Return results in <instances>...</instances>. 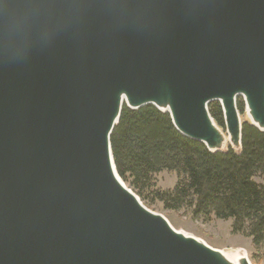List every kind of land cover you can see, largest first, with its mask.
I'll list each match as a JSON object with an SVG mask.
<instances>
[{
    "label": "water",
    "instance_id": "1",
    "mask_svg": "<svg viewBox=\"0 0 264 264\" xmlns=\"http://www.w3.org/2000/svg\"><path fill=\"white\" fill-rule=\"evenodd\" d=\"M238 99L264 133V0H0V264H251L145 207L110 141L151 106L239 155Z\"/></svg>",
    "mask_w": 264,
    "mask_h": 264
},
{
    "label": "trees",
    "instance_id": "2",
    "mask_svg": "<svg viewBox=\"0 0 264 264\" xmlns=\"http://www.w3.org/2000/svg\"><path fill=\"white\" fill-rule=\"evenodd\" d=\"M237 108L244 113L238 99ZM209 113L224 128L218 103ZM111 150L117 175L150 209L186 211L192 219L212 218L232 222V233L251 240L255 251L264 250V133L243 124L242 151L210 154L204 145L181 136L168 114L154 107L132 111L124 108L111 135ZM176 175L172 191L156 189L161 172Z\"/></svg>",
    "mask_w": 264,
    "mask_h": 264
},
{
    "label": "rangeland",
    "instance_id": "3",
    "mask_svg": "<svg viewBox=\"0 0 264 264\" xmlns=\"http://www.w3.org/2000/svg\"><path fill=\"white\" fill-rule=\"evenodd\" d=\"M241 118L243 122L248 120L244 113L241 114ZM253 180L257 184L264 185V178L257 177ZM156 181L157 190L172 191L176 185V175L164 171L156 176ZM149 210L164 216L176 231L197 238L215 250L224 253L243 251L251 264H264V250L255 251L250 239L232 233L230 220L212 218L209 222H204L201 219H192L184 210L178 213L163 211L159 203L152 204Z\"/></svg>",
    "mask_w": 264,
    "mask_h": 264
},
{
    "label": "bare ground",
    "instance_id": "4",
    "mask_svg": "<svg viewBox=\"0 0 264 264\" xmlns=\"http://www.w3.org/2000/svg\"><path fill=\"white\" fill-rule=\"evenodd\" d=\"M235 257H237V254H235V253L229 256V258H231V259L235 258Z\"/></svg>",
    "mask_w": 264,
    "mask_h": 264
}]
</instances>
